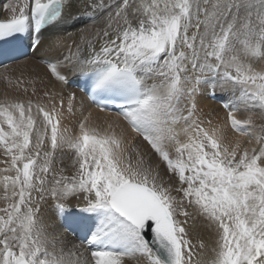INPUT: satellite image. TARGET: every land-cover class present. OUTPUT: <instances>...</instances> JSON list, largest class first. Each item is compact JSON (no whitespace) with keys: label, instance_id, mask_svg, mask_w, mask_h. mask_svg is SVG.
Instances as JSON below:
<instances>
[{"label":"snow or ice","instance_id":"obj_1","mask_svg":"<svg viewBox=\"0 0 264 264\" xmlns=\"http://www.w3.org/2000/svg\"><path fill=\"white\" fill-rule=\"evenodd\" d=\"M6 9L0 44L27 37L35 53L49 34L41 59L54 84L41 94L36 78L9 79L18 95L0 100V264H264V0ZM84 18L78 39L57 37ZM77 78L122 123H91L81 102L73 124L77 93L65 87ZM206 93L223 101V123L205 118ZM197 228L211 246L193 243Z\"/></svg>","mask_w":264,"mask_h":264},{"label":"bare ground","instance_id":"obj_2","mask_svg":"<svg viewBox=\"0 0 264 264\" xmlns=\"http://www.w3.org/2000/svg\"><path fill=\"white\" fill-rule=\"evenodd\" d=\"M12 0H0V15L1 18H7L9 16V12L6 9V5L11 3ZM73 16L77 15L79 10L73 9ZM89 23L86 18L81 19L77 22L69 21L65 28L61 29L59 32L56 33L57 37H63L64 41L66 43H70L72 39H78L77 36V29L83 27L85 24ZM70 34V35H69ZM49 34H45L43 37L44 40V46L38 50L35 51V53H31L28 56L21 58L17 61L4 64L0 66V100H3L5 96L8 98H12L18 93L14 89L13 86L9 85L8 80L12 79L15 80L16 78H24L25 80L37 79V90L42 94V90L45 88H51L54 84V80H52L47 72L46 64H43V60L41 57H43L46 54V49L49 42ZM59 85H56V90L59 91ZM69 92H76L77 93V102H76V115L71 117L72 123L75 124L77 120L81 116L80 108H81V102L83 103V107L85 109L84 115H87L88 112H91L90 116V122L94 124H101L106 126L107 123L112 122H121L122 118L119 117L116 114L106 112V111H100L98 108L93 107L86 97L80 93L77 89L74 87L67 85L65 87V95ZM199 105L202 109V112L205 114L206 119H211L214 124L217 123H223L227 118V110L222 106L223 101L220 99L219 96L216 97L215 100L211 99L209 95L206 93L203 97L199 98ZM241 118H243L244 114H238ZM254 120L257 125L264 124V118H262L261 113L257 111L254 114ZM124 127H127L126 124L123 125ZM129 135H132L129 132ZM227 138L229 141L235 139V134L232 133L230 130L226 133ZM240 139L244 140L247 139V137H241ZM2 159V158H0ZM63 167H66L69 171V174L71 173V154L70 153H64L63 154ZM0 167H3L2 164H0ZM3 202L0 201V206H2ZM47 215L52 220L54 224H56L58 227L61 223L59 221L53 210L49 207L47 210ZM61 231H65L67 233V237L70 241H77L78 240L69 232H67L65 229L61 228ZM192 240L193 243L196 244L198 241L203 240L204 243L208 246H211L213 243V235L210 233L207 229L204 228H197L193 230L192 232Z\"/></svg>","mask_w":264,"mask_h":264}]
</instances>
